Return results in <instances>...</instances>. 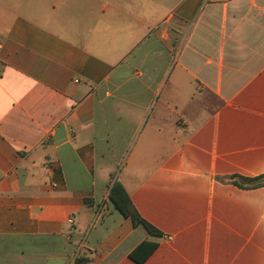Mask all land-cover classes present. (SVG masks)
Listing matches in <instances>:
<instances>
[{"label": "crops", "instance_id": "crops-1", "mask_svg": "<svg viewBox=\"0 0 264 264\" xmlns=\"http://www.w3.org/2000/svg\"><path fill=\"white\" fill-rule=\"evenodd\" d=\"M0 42V264H264V0H0Z\"/></svg>", "mask_w": 264, "mask_h": 264}, {"label": "trees", "instance_id": "trees-1", "mask_svg": "<svg viewBox=\"0 0 264 264\" xmlns=\"http://www.w3.org/2000/svg\"><path fill=\"white\" fill-rule=\"evenodd\" d=\"M243 181L253 182L254 185L251 187H261L264 186V176H260L254 179H244L239 178ZM228 181H233L232 178L227 179ZM233 183L241 186L236 181ZM109 199L114 204L115 208L126 218H130L134 225L142 224L148 230V232L153 236L161 235L160 232L151 224L143 220L135 209L132 201L123 187L119 182H115L109 191ZM157 244L152 242H143L134 252L131 253V258L139 264L144 263L151 253L155 250Z\"/></svg>", "mask_w": 264, "mask_h": 264}, {"label": "built area", "instance_id": "built-area-1", "mask_svg": "<svg viewBox=\"0 0 264 264\" xmlns=\"http://www.w3.org/2000/svg\"><path fill=\"white\" fill-rule=\"evenodd\" d=\"M1 47H2V43L0 42V49H1ZM69 222H71V220Z\"/></svg>", "mask_w": 264, "mask_h": 264}]
</instances>
